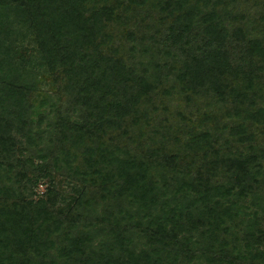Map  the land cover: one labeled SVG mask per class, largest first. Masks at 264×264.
<instances>
[{"label":"trees","instance_id":"1","mask_svg":"<svg viewBox=\"0 0 264 264\" xmlns=\"http://www.w3.org/2000/svg\"><path fill=\"white\" fill-rule=\"evenodd\" d=\"M0 264H264V0H0Z\"/></svg>","mask_w":264,"mask_h":264},{"label":"rangeland","instance_id":"2","mask_svg":"<svg viewBox=\"0 0 264 264\" xmlns=\"http://www.w3.org/2000/svg\"><path fill=\"white\" fill-rule=\"evenodd\" d=\"M65 184V183H64ZM45 184L43 183V182H41V183H39L38 184V190H39V192H43V190H44V188H45V186H44ZM69 190V187L67 188V191Z\"/></svg>","mask_w":264,"mask_h":264}]
</instances>
